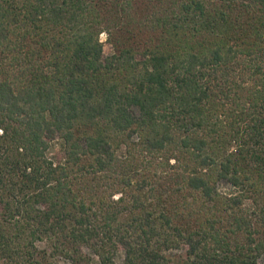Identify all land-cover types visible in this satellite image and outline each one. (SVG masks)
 Returning a JSON list of instances; mask_svg holds the SVG:
<instances>
[{
	"label": "trees",
	"instance_id": "obj_1",
	"mask_svg": "<svg viewBox=\"0 0 264 264\" xmlns=\"http://www.w3.org/2000/svg\"><path fill=\"white\" fill-rule=\"evenodd\" d=\"M94 258L264 264V0H0V264Z\"/></svg>",
	"mask_w": 264,
	"mask_h": 264
},
{
	"label": "rangeland",
	"instance_id": "obj_2",
	"mask_svg": "<svg viewBox=\"0 0 264 264\" xmlns=\"http://www.w3.org/2000/svg\"><path fill=\"white\" fill-rule=\"evenodd\" d=\"M107 34L103 33L100 36L101 42L104 43L105 47V52L106 54H111L113 52L111 45L107 42ZM48 157L54 162V163H58L60 161H63V157H64V142L62 140H57L54 141L51 146L50 149L48 151ZM226 187L222 186V190H224ZM42 246H44V244H42ZM117 261L119 263H122L123 261V255H119L117 257ZM98 260L97 258H94V262L93 264H97ZM57 264H67L64 260L59 259Z\"/></svg>",
	"mask_w": 264,
	"mask_h": 264
}]
</instances>
